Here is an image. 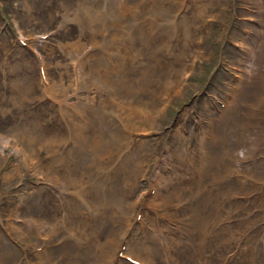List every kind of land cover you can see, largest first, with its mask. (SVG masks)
Instances as JSON below:
<instances>
[{
    "label": "rangeland",
    "instance_id": "rangeland-1",
    "mask_svg": "<svg viewBox=\"0 0 264 264\" xmlns=\"http://www.w3.org/2000/svg\"><path fill=\"white\" fill-rule=\"evenodd\" d=\"M212 154L224 177L208 231L227 222L206 260L255 264V247L264 264V0H0V264H40L24 235L57 264H108L119 241L140 253L114 264H190L178 219ZM72 159L88 210L64 183ZM113 177L122 191L99 208Z\"/></svg>",
    "mask_w": 264,
    "mask_h": 264
},
{
    "label": "bare ground",
    "instance_id": "bare-ground-1",
    "mask_svg": "<svg viewBox=\"0 0 264 264\" xmlns=\"http://www.w3.org/2000/svg\"><path fill=\"white\" fill-rule=\"evenodd\" d=\"M118 5H119V3H118ZM119 8H120V6H118ZM120 17H122V16H120ZM117 18V17H116ZM119 18V17H118ZM114 19V18H113ZM113 24V23H112ZM109 26V25H108ZM107 28V27H106ZM111 29V28H110ZM131 45L132 46H134V45H136L135 44V41L134 40H132L131 41ZM130 55V54H129ZM134 59H136L135 57H133V60ZM130 60H131V58H130ZM131 62H133V61H131ZM137 62H139V61H137ZM136 64V63H135ZM139 64V63H138ZM115 65V64H114ZM117 68V67H116ZM128 68V67H127ZM121 69V68H120ZM136 69V68H135ZM134 69V70H135ZM123 70V69H122ZM147 75V73H145V76ZM252 80H253V77H252ZM251 82L252 81H250L249 82V87H248V90H249V88H250V86H251ZM234 91V90H233ZM228 93V92H227ZM45 97V96H44ZM227 100V99H226ZM122 101H125V100H122ZM151 102V101H150ZM124 103H126V102H124ZM118 104V103H117ZM228 104V103H227ZM135 105V104H134ZM225 109H226V107H225ZM231 109V108H230ZM228 110V109H227ZM232 110V109H231ZM222 111V110H221ZM215 112V111H214ZM232 112V111H231ZM232 114V113H231ZM231 114H230V116H231ZM218 116V115H217ZM230 116H228V115H224L223 117H222V120H221V117L220 118H218V127H216V128H218V135L220 136V139H218V142L217 143H219V142H221V140H223V138L221 137L222 135V132H227V131H229V128H227L228 126H230V124H231V121H229L230 120ZM89 118H91L92 117V115H91V117L90 116H88ZM138 118V117H137ZM140 119V118H139ZM242 119V118H241ZM212 120V119H211ZM126 121V124H124V123H122L121 125L122 126H125V125H127L128 124V122L130 121L129 120V118L127 117V119L125 120ZM226 121V123H224ZM67 122V121H66ZM89 122H90V127L89 128H93V131H95V120L93 119V120H89ZM69 123V122H68ZM213 124H214V122H212ZM70 124V123H69ZM88 124V123H87ZM225 124H226V126H225ZM84 125V124H83ZM221 125V126H220ZM219 126H220V130H219ZM74 127V126H73ZM88 127V126H87ZM210 127V126H209ZM224 127V128H223ZM72 130V129H71ZM92 130V129H91ZM203 131V130H202ZM74 132V131H73ZM71 133V132H70ZM207 133V132H206ZM206 133H204L203 134V137H201V138H199V134L198 133H196L195 135H194V137L192 136V139H191V141L192 142H194V149H195V152L196 153H200L199 151H200V149H199V144L200 143H203V142H206L207 141V139H205L206 138ZM220 133V134H219ZM71 135H73L74 136V133H71L70 135H69V137L71 136ZM216 135V134H215ZM69 137L67 138V140L69 139ZM77 138H79V136L77 135ZM211 138H212V136H211ZM210 138V139H211ZM194 140V141H193ZM209 141V140H208ZM224 141V140H223ZM222 141V142H223ZM21 142V141H20ZM85 142L87 143V145H88V140L86 139L85 140ZM221 142V143H222ZM22 143V142H21ZM85 143V144H86ZM207 143H209V142H207ZM225 143V142H224ZM23 144V143H22ZM210 144V143H209ZM208 144V145H209ZM86 145V146H87ZM215 145H213L212 147L214 148V151H215V147H214ZM220 146V145H219ZM203 147H204V145H203ZM90 148V147H89ZM221 148V147H220ZM220 148H217L218 149V151H219V149ZM212 149V148H211ZM207 150V149H206ZM210 150V149H209ZM203 151H204V149H203ZM203 151H202V153H203ZM212 152V151H211ZM79 153L80 154H82L83 156H85L80 150H79ZM208 154H209V152H208ZM211 154V153H210ZM215 155H217L216 154V151H215ZM215 155H213L212 154V157H206L207 158V160L210 162V160L213 158V163L211 164V166H210V164L209 165H206V168L203 170V172H202V170H201V174L199 175V178H198V182H197V184H198V186H197V184H195L196 186H195V188L192 190V193L193 192H195L194 193V196H192V198H191V202H190V204H191V207H189V209H190V212L188 213V215L187 214H185V215H187V216H185L184 215V217H179V219H178V222H179V224H180V227L182 226V228H183V230L184 231H182V233L180 232V234H179V240H178V245H179V247L181 248H175V252L176 253H178L179 251H182V252H184V253H186V251H187V253H186V258L189 260V263L190 264H193V262L195 263V264H205V263H209V264H213V263H211L210 261L208 262L206 259H208L209 260V255H208V253H207V258L205 257V253L209 250V248H210V243H207L208 242V240H211V239H213L214 238V234H212L211 232H213V233H215V232H218V231H220V230H222L221 228L223 227L222 226V223L223 222H227V219H225V218H222L223 217V213H222V215H221V217H220V219H219V222L218 223H216V222H214V221H216V220H214L213 222H212V225H213V223L217 226L216 228H214V227H212V225H211V227L209 228V230L211 231V232H209L208 231V224H209V222H210V220L213 218V216H214V213L216 212V210H217V208H218V203H217V198H216V194H215V188H214V186L215 187H217V188H221L220 187V184H221V181H222V179H223V177H224V175H223V173H220L219 172V169L221 168H214V166L216 165V161L214 162V158H215ZM235 155V154H234ZM206 156V155H205ZM204 156V157H205ZM31 158H33V157H31ZM85 158H88L89 159V163H88V165L90 164V161H91V157H85ZM205 158V159H206ZM75 159V158H74ZM74 159H72V160H69V161H67V162H64L65 163V165H69V164H71V167H70V169H69V173H68V175H69V177H68V175H67V180H64V183H65V185L66 186H68L69 184H71L72 186V188L74 187L75 189H76V193H74V195L77 197V199L79 198V197H81V198H79V204H81V205H83V207L85 208V209H89V208H87V206L85 205V203H84V198H83V193H85L86 191H88V190H90L91 188H92V185L90 184V182L89 181H87V180H85V179H77V180H74V178H73V175H72V170L76 167L74 164H73V160ZM111 159H113V157L111 158ZM197 159V158H196ZM216 159H217V156H216ZM228 159H229V157H228ZM35 160V159H34ZM198 160V159H197ZM200 160V159H199ZM230 160V159H229ZM240 162V161H239ZM35 163V162H34ZM69 163V164H68ZM197 165V164H196ZM41 166V165H40ZM217 166V165H216ZM230 166V165H229ZM232 166V165H231ZM203 167V166H202ZM200 168V167H199ZM189 169V168H188ZM41 170V169H40ZM198 170V169H197ZM37 171V170H36ZM225 171V170H224ZM41 173V172H40ZM200 173V172H199ZM40 175V174H39ZM54 175L55 174H53L52 176L54 177ZM49 176V175H48ZM66 176V175H65ZM197 176V175H196ZM51 177V176H50ZM56 177V176H55ZM99 179H101L102 180V177H100ZM58 180V179H57ZM192 180V179H191ZM59 182H60V180H59ZM108 182H109V192H110V195H108L107 194V192L103 189V188H98V189H96V201L101 205L99 208H101L102 206H104V205H106L105 207L106 208H108V205L109 206H111V204H113V203H109V198H111L112 199V196H114L115 197V195L116 194H118V193H120L121 191H122V183H119V179H114V177L113 178H110L109 180H108ZM225 183V182H224ZM53 184V183H52ZM60 184V183H59ZM97 184V183H96ZM61 185V184H60ZM63 185V184H62ZM222 185V184H221ZM105 186V185H104ZM71 187H69L70 189H71ZM184 187V186H183ZM189 187V186H188ZM188 187H185V188H188ZM69 188H66V189H69ZM184 193V190H181L180 191V193H179V197H181L182 196V194ZM186 195H188V194H186ZM188 199V198H187ZM71 200V199H70ZM114 200V199H113ZM183 201L185 200V199H182ZM74 201H75V199H74ZM74 201H72V202H74ZM223 201H224V198H223V200H222V203H223ZM112 202V201H111ZM182 202V201H181ZM183 204V203H182ZM189 205V204H188ZM104 207V208H105ZM183 206H181V208H182ZM105 208V209H106ZM116 208V207H115ZM103 209V208H102ZM104 209V210H105ZM114 209V208H113ZM98 210H100V209H98ZM185 210V209H184ZM102 211V210H101ZM218 211H222L223 212V209L222 210H218ZM217 211V212H218ZM117 212V210H115L114 209V211H113V213H116ZM94 213H96V209L94 210L93 209V212L92 213H90V212H88L87 213V215H88V218H97L99 215H101V214H103V213H101L100 212V214H94ZM98 213V212H97ZM111 214V213H110ZM184 214V213H183ZM168 215V214H167ZM174 216V215H173ZM167 218V217H166ZM165 218V219H166ZM222 218V219H221ZM99 219V218H98ZM169 219V218H168ZM98 221V220H97ZM171 221H173V220H171ZM170 222V221H169ZM174 223V222H173ZM67 224H70V222H67ZM63 226V225H62ZM178 226V225H177ZM227 226V225H226ZM218 228V229H217ZM76 230H80V229H73L72 231H71V233L69 234L70 235V237L72 238L71 240L75 243V244H77V242H76V240H75V236L77 235V232L78 231H76ZM250 230V229H249ZM82 232H87V231H85V230H81ZM80 231V232H81ZM72 232H73V234L74 235H72ZM19 233L20 234H23V233H21L20 231H19ZM81 234V233H80ZM79 234V235H80ZM24 235V234H23ZM88 235H90L89 233H88ZM91 236V235H90ZM182 237H184V238H186V240L184 239L183 240V238ZM91 238V237H90ZM24 242L25 241H27L26 243H27V246H30L31 247V249H32V252H34V255L38 258V260H39V263L40 264H57V263H55L54 261H53V259H51L50 258V256L48 255V253H47V251H48V249H47V245H48V240H43V244H46V245H43L42 243H40V241H38V239L36 238V239H33L32 237L31 238H29V236L27 237V236H25L24 235ZM78 239V238H77ZM261 239H263V238H261ZM91 240H93V238H91ZM180 240H183V241H186L187 242V240H191V243H188L185 247L180 243ZM30 241V242H29ZM238 241H239V244H241V243H244L245 244V247H253L254 246V242H253V239H252V232L251 231H248V232H246L244 235H239L238 236ZM23 242V241H22ZM80 242V241H79ZM89 242V241H88ZM114 242H115V240H114ZM130 242V241H129ZM153 242L154 241H152V240H150V239H147V243H148V245L150 246V248H151V244H153ZM25 243V244H26ZM122 243L124 244V241H119V244H118V248L116 247L115 248V250L114 251H111L110 252V258H111V260L110 261H108V264H114V263H117V262H120L121 260H119V256L121 255V256H126V257H128V258H131V259H134V260H137L138 261V259H137V255H138V253H140V250L139 251H137V250H135V249H133V248H131V246L130 245H126V248L125 249H121V247H122ZM130 244V243H129ZM209 244V246L207 247V245ZM238 244V245H239ZM88 245V244H87ZM90 245H91V243H90ZM110 245V244H109ZM115 245V244H114ZM177 245V246H178ZM237 245V246H238ZM52 247V246H51ZM93 247H94V241H93ZM92 247V248H93ZM115 247V246H114ZM27 248V247H26ZM206 248H207V250H206ZM56 248H54L53 250H55ZM87 249V248H86ZM171 249V248H170ZM178 249V250H177ZM206 250L205 251V253H204V251L203 250ZM135 250V251H134ZM144 250L146 251V252H148L150 255H152L151 254V251H148V250H146V247L144 248ZM84 251V250H83ZM143 251V250H142ZM171 250H169V251H165V253H166V256L168 257V256H170L171 258L172 257H174V256H172V255H169L171 252H170ZM202 251V252H201ZM128 252V253H127ZM158 252L159 253H161V251L160 250H158ZM236 253H238L237 251H236ZM264 253V252H263ZM132 254H134L135 256H132ZM181 254V253H180ZM200 254H203L204 256L203 257H201V255ZM155 255H157V254H155ZM162 255V254H161ZM86 257V255H79L78 256V262L77 263H75V264H78V263H82V261H83V259ZM182 257V256H181ZM191 257H192V259H191ZM200 257V259L198 260V258ZM232 256H230V258H231ZM184 258V257H183ZM251 258H252V262L253 263H255L256 264V260L259 258V256H258V254H257V256H256V254H255V247H253V251H252V253H251ZM185 259V258H184ZM56 260V259H55ZM166 260H167V258H166ZM173 260H174V258H173ZM264 260V259H263ZM169 261V260H168ZM184 261V260H183ZM182 261V262H183ZM74 263H70V264H74ZM122 263V262H121ZM184 263H185V261H184ZM140 264H150V262L149 263H140ZM183 264V263H182Z\"/></svg>",
    "mask_w": 264,
    "mask_h": 264
}]
</instances>
